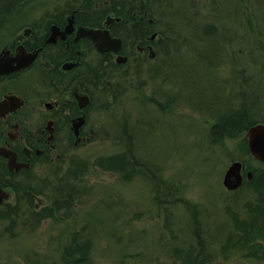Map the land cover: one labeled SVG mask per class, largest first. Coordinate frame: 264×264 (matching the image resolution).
Returning <instances> with one entry per match:
<instances>
[{"label": "rangeland", "instance_id": "374dc122", "mask_svg": "<svg viewBox=\"0 0 264 264\" xmlns=\"http://www.w3.org/2000/svg\"><path fill=\"white\" fill-rule=\"evenodd\" d=\"M148 1L156 15L151 24L165 34L160 48L175 32L184 41L169 54L162 50L154 59L136 64L130 60L126 68L101 70L96 92L103 110L92 121L106 137L101 139L98 133L86 145L67 148V157L66 153L61 158L54 155L53 161H44L16 184L18 194L10 193L11 205L0 207L7 214L0 220V264H65L61 253L66 240L75 237L72 231L83 247H89L81 264H264V240L241 241L235 229L238 223L249 222L261 197L255 183L264 180V161L249 153L247 132L220 140L209 133L215 118L228 107H242L249 119L264 122V0ZM144 2L127 0L124 7L140 12ZM83 3L20 0L13 17L0 21V48L28 20ZM109 3L96 1V13L102 14V5ZM250 12L253 23L262 28L253 33L248 24ZM205 24L217 27L219 38L209 54L196 41L204 37ZM221 25L228 37L223 38ZM231 31L237 38L227 34ZM232 38V49L227 48ZM209 57L211 62L206 61ZM159 68L169 75V83L152 95L150 91L158 88ZM141 80L148 85L139 86ZM106 87L120 93L116 102ZM151 95L161 102L175 95L179 98L168 112L148 103L146 97ZM202 97L217 98L218 109L211 111L214 116L184 102ZM124 151L131 154L125 171L95 165L97 157ZM71 160L83 163L81 173L73 171L78 183L76 204L61 211L66 219L45 218L39 213L57 196L56 188L64 190L62 171ZM238 161L250 167L244 172L250 170L252 177L248 180L246 175L239 188L227 190L224 174ZM28 189L38 192L27 196ZM19 198L23 202L18 203ZM88 241L89 246L84 244ZM188 253L197 254V259H189Z\"/></svg>", "mask_w": 264, "mask_h": 264}, {"label": "flooded vegetation", "instance_id": "af4514ba", "mask_svg": "<svg viewBox=\"0 0 264 264\" xmlns=\"http://www.w3.org/2000/svg\"><path fill=\"white\" fill-rule=\"evenodd\" d=\"M138 10L132 19L138 22L139 38L136 34L133 40L123 39L122 29L129 22L122 24L113 11L96 16V10L71 4L63 11L28 20L2 45L0 207L11 205L10 193L36 166L53 161L54 155L61 158L66 153L67 157V148L86 145L98 133L101 139L106 137L92 121V116L103 110L96 92L101 70L114 71L129 66L130 60L156 57L148 42L156 35L145 36V12ZM92 29H106L111 38L120 41L119 48L98 51L95 42L82 33ZM241 176L243 184V169Z\"/></svg>", "mask_w": 264, "mask_h": 264}, {"label": "trees", "instance_id": "16d2710c", "mask_svg": "<svg viewBox=\"0 0 264 264\" xmlns=\"http://www.w3.org/2000/svg\"><path fill=\"white\" fill-rule=\"evenodd\" d=\"M5 2L0 3V21L4 20L5 18H9L10 16L13 17L14 15V10L15 8H17V6L19 5V1L20 0H4ZM25 1V0H24ZM101 1V0H96ZM96 1L95 0H84V3L81 4L77 9H86V10H96ZM107 1V0H105ZM194 1V0H193ZM170 4H174V2L170 1ZM127 4V0H110V3L107 4V6H103V11L101 12L102 14H100V12L95 13L96 15L98 14V16H105V14L109 15L112 11L115 15L119 16L122 21L121 23L124 24L125 21H128L129 24H124L123 27V39L128 41V38H134L135 35L137 34L138 38H139V29H138V22L135 21L134 19H132V15L134 14V11L132 8H125L124 5ZM112 6V7H109ZM158 6V5H155ZM105 7H109L110 9H105ZM73 8H76V5H73ZM151 9L153 10L152 7H150L149 1L145 0L144 4L142 5V10H144L145 12V17L148 16V18H150L149 20L153 23L156 22V15L154 12V15L151 11ZM159 10V9H158ZM157 10V11H158ZM97 12V11H95ZM251 14V16H249V23L251 28H252V33L253 31H257L259 28L258 26H256L253 21V13H249ZM161 15V14H160ZM152 19V20H151ZM151 22L148 21L145 22V29H146V35L148 36L151 33L155 34L156 37L154 38V41H148L149 43L153 44L154 49L156 50V57L162 52V50H164L167 54H169L170 52L173 51L172 47L173 46H179V44H182V42L184 40H181V38H178V34H180L179 32H175L174 36H168L167 39H165L167 42L164 44V49H161V44L163 42V37L165 34L163 33V35L161 34V32H159V30L157 28H154L153 24H151ZM1 24V22H0ZM164 25V23L162 24ZM222 26V36L223 38L228 37V35L226 36V30L224 25ZM205 28L203 30L204 33V37H202V39L196 40L197 42H199V48L202 49V52L204 54H209L210 53V49H211V45L213 42H217L219 40L218 37H216V35L218 34L216 32L217 27L213 26V25H204ZM262 29V28H260ZM259 29V30H260ZM237 31V30H236ZM233 31H231L230 33L228 32L227 34H229V36L233 37V38H237V36H233ZM238 32V31H237ZM260 35V33H256V35ZM165 38V36H164ZM230 38V37H229ZM229 39L228 40V47H230L232 49V44L234 43L235 40ZM186 40V39H185ZM201 43H203L201 45ZM197 44V46H198ZM223 46L224 42H223ZM226 48V47H225ZM239 53V51H238ZM252 51L248 52V55H251ZM240 54V53H239ZM241 56V55H240ZM239 56V57H240ZM145 59H141L139 62H135V60H133V62L136 63H140L141 61H143ZM211 58L209 57L208 59H206L207 62H211L210 61ZM143 66H141V68H139V70L141 69V72L143 74ZM138 69V67H137ZM136 69V70H137ZM160 69V70H159ZM156 75L159 74L157 81L159 82L158 84V88H155L153 91H151V94L153 95L155 93V91L157 89H164L165 85L169 82L166 81V79L169 77V75L163 74L162 72V68H159ZM166 75H168L166 77ZM126 78L128 79L129 76ZM139 86H147L148 84H146L145 81H139ZM151 87V86H150ZM106 92L112 93V99L113 101L116 102V100H118V97L120 96V93L118 92V94H115V92L110 89V87H106L105 88ZM149 96L146 97V101L149 103H154L158 106H160L161 108L164 109V111H171V105L172 107L175 106V101L177 99L175 98H179V96L175 95L173 97H170L168 99V101H164L161 102L162 100L160 99H156L154 96ZM154 98V99H153ZM216 97L213 98V100H207L205 97H202V99L199 98H192V99H187L184 102L189 105L194 109H197L199 106V110L203 111H207L211 112V111H217L219 104L216 103ZM160 100V102H159ZM180 100V99H179ZM174 101V102H173ZM208 102V105L206 104V102ZM181 103V102H180ZM196 106V108H195ZM211 107V109L209 108ZM206 110H205V109ZM197 109V110H198ZM243 109L246 110V107H244ZM198 110V111H199ZM211 118H213L214 113L211 112V114H213V116L209 113H207ZM264 121V120H263ZM258 122L260 123H264L261 121H255L251 120L248 118V111H244L242 110V107H236L235 109H231V108H226L224 113H221L219 115V117H216L213 125L210 127L209 133L212 135V137L214 138V140H220V138H226V137H236V135H240L242 133H245L247 131V129L250 126L256 125ZM126 137H128V139H130V141L132 140V137L130 136V134H127ZM244 142H245V138ZM246 146V145H245ZM247 150V148H245ZM248 151V150H247ZM131 155V154H130ZM130 155L127 156L126 151L124 152H119V154H114V155H110L108 157H97L95 160V165L100 166L106 170H112L114 172H119L123 171L128 163V160L130 158ZM133 157V155L131 156ZM134 161H136V163H138V159L134 158ZM83 163H81L80 161H74L71 160L69 167L66 168V171H62V179L64 181V183H66V185L64 186V190L60 192L59 188L57 189L58 193L57 196L53 199L52 203L49 204V206H46L45 208H43L41 210V212L39 214H42L43 216L46 217H56L57 220H63L66 219L65 216L66 213H62L61 211L63 210H67L69 208H73L74 207V203L76 204L74 198V194H77V184L76 183V174L75 172H73L74 170H76V172L81 173L82 169L80 166H82ZM241 164L243 165V171L248 170L250 167H247V165L245 163H243V161H241ZM125 171V170H124ZM124 173V172H123ZM66 175H68L67 177H65ZM255 184H258V186L260 187V193L259 195L261 196L260 199L258 200L257 204L254 205V210H253V214L250 217L251 219L248 221L245 220V222H240L238 223V225L235 227L236 230H239L240 233L238 234L239 240H243L244 242H251V244L257 243L258 241H263L264 240V180H260V182H257ZM55 189V190H56ZM27 193V196L32 192L37 193L38 190L36 189H32V191L25 190ZM56 192V191H55ZM16 210V208L14 209ZM13 211V210H12ZM4 212V211H3ZM2 212V213H3ZM36 212V211H35ZM0 212V220H3L6 218V213L2 214ZM37 213V212H36ZM33 216V215H32ZM240 221H243L240 219ZM74 234L73 236H75L73 239L70 237L69 240L64 243L63 246V253H61V259L63 262H65V264H81L83 261L86 260V256L88 255V248L89 247H83V243L79 242L78 240V234L74 231H72ZM241 232L243 234H241ZM80 235V234H79ZM76 238V239H75ZM242 243V242H241ZM241 243L238 242V245H240ZM84 244L89 246V241L88 242H84ZM253 249H256V247H254V245H252ZM193 251V248L189 249V252L191 253ZM189 259H197L198 255L194 254V256L190 255L188 253ZM196 264H199V262L197 261Z\"/></svg>", "mask_w": 264, "mask_h": 264}, {"label": "water", "instance_id": "95a60500", "mask_svg": "<svg viewBox=\"0 0 264 264\" xmlns=\"http://www.w3.org/2000/svg\"><path fill=\"white\" fill-rule=\"evenodd\" d=\"M109 22V18L106 19ZM83 35H86L95 42V46L98 51L112 49L117 50L120 46V41L117 38H111L109 32L106 29H92L88 31H82ZM1 71V70H0ZM247 143L249 153L257 160L264 161V123H257L250 126L246 131ZM243 165L240 161L233 162L228 167L224 174L222 181L223 186L227 190H234L239 188L242 183L241 170ZM251 171L246 172L248 179L252 177Z\"/></svg>", "mask_w": 264, "mask_h": 264}, {"label": "bare ground", "instance_id": "6f19581e", "mask_svg": "<svg viewBox=\"0 0 264 264\" xmlns=\"http://www.w3.org/2000/svg\"><path fill=\"white\" fill-rule=\"evenodd\" d=\"M242 169H243V167H242Z\"/></svg>", "mask_w": 264, "mask_h": 264}]
</instances>
